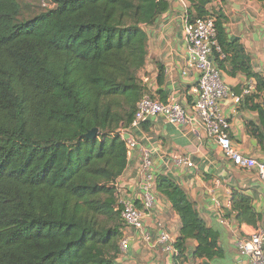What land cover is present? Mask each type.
<instances>
[{"label": "trees", "instance_id": "16d2710c", "mask_svg": "<svg viewBox=\"0 0 264 264\" xmlns=\"http://www.w3.org/2000/svg\"><path fill=\"white\" fill-rule=\"evenodd\" d=\"M46 1L24 20L19 0H0V264H117L123 220L116 183L129 156L119 129L132 124L146 94L139 77L149 55L146 27L170 4ZM188 2L190 21L215 18L218 67L257 80L249 101L264 78L252 72L241 41L229 39L226 15L210 12L214 0ZM94 128L97 136L85 137ZM156 187L181 218L174 264H188L190 239L198 242L193 258H223L219 231L186 191L166 175ZM232 209L239 222L261 220L240 192Z\"/></svg>", "mask_w": 264, "mask_h": 264}, {"label": "crops", "instance_id": "0c3cea01", "mask_svg": "<svg viewBox=\"0 0 264 264\" xmlns=\"http://www.w3.org/2000/svg\"><path fill=\"white\" fill-rule=\"evenodd\" d=\"M168 2L169 9L154 25L146 27L149 55L139 77L147 94L160 100L173 96L191 111L200 75L190 61L187 40L186 21L191 4L188 0ZM209 10L216 15L219 12L226 15L225 29L229 39L241 41L251 57L252 72L264 78V0H214ZM229 68L226 64V68L221 69L223 78L238 95L235 89L241 86L243 90L247 81L254 77L243 73L231 75L227 71ZM221 109L230 120V134L239 152L264 162V89L249 101L243 97L240 103L229 96L222 101ZM126 130L135 135L138 146L129 154L127 168L117 180L118 193L127 195L142 208V151H150L155 174L169 176L180 185L207 225L219 231V243L225 256L209 262L249 264V258L238 252L236 242L250 235L264 221V183L257 170L235 165L200 122L181 125L158 116L138 126L126 127ZM176 156L188 158L193 166L179 164ZM235 192L252 199L253 207L261 215L257 225L237 220L232 209ZM154 193L155 206L145 217L144 229L145 233H150L151 242L143 240V231L124 229L128 248L120 253L117 264H174V255L166 252L157 239L163 229L176 242L181 218L156 186ZM197 245L196 240H188V264L206 262L192 257Z\"/></svg>", "mask_w": 264, "mask_h": 264}, {"label": "built area", "instance_id": "2783aa9c", "mask_svg": "<svg viewBox=\"0 0 264 264\" xmlns=\"http://www.w3.org/2000/svg\"><path fill=\"white\" fill-rule=\"evenodd\" d=\"M186 23L190 61L200 74L198 84L194 88L196 101L192 110L187 109L173 96L160 100L146 93L137 104L135 117L130 126H138L158 116H163L174 124L200 122L204 125L209 137L219 143L228 159L239 167L256 169L264 183V162L244 156L239 152L230 134V120L221 109L222 101L229 96L234 97L235 101L240 103L243 97L255 93L257 80L250 78L241 95L234 93L224 81L223 72L213 58L215 51H221L216 39L215 18L208 16L193 22L187 18ZM145 80L148 81V78ZM119 134L127 145L129 155L137 148L138 140L135 135L128 133L126 127H121ZM175 158L179 164L193 166V163L186 157L176 156ZM141 173L143 174L140 197L142 208L138 207L127 195L118 193L117 209L121 211L123 232L127 228L143 231V240L151 242L150 233L144 232L145 217L155 206L154 189L157 175L153 170V160L148 150L142 151ZM157 243L163 245L166 252L174 256L178 255L175 242L168 231L163 229L160 231ZM120 245L122 252L127 250L128 237H123ZM236 248L241 255L249 258V264H264V221L255 227L250 235L238 239Z\"/></svg>", "mask_w": 264, "mask_h": 264}, {"label": "rangeland", "instance_id": "374dc122", "mask_svg": "<svg viewBox=\"0 0 264 264\" xmlns=\"http://www.w3.org/2000/svg\"><path fill=\"white\" fill-rule=\"evenodd\" d=\"M22 6L21 19L27 20L34 17L38 12L46 9L49 3L46 0H19Z\"/></svg>", "mask_w": 264, "mask_h": 264}, {"label": "water", "instance_id": "95a60500", "mask_svg": "<svg viewBox=\"0 0 264 264\" xmlns=\"http://www.w3.org/2000/svg\"><path fill=\"white\" fill-rule=\"evenodd\" d=\"M235 90H236V92L238 93V95H241V94H242L241 86H238ZM98 132H99V129H98V128H94V129H92L91 131H89V132L85 135V137H87V138H94V137L97 136ZM203 264H211V263H210L209 261H206V262H204Z\"/></svg>", "mask_w": 264, "mask_h": 264}]
</instances>
